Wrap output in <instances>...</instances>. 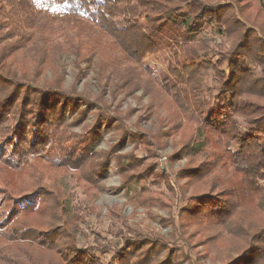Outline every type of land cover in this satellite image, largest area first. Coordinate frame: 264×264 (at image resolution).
<instances>
[{"label": "trees", "instance_id": "trees-1", "mask_svg": "<svg viewBox=\"0 0 264 264\" xmlns=\"http://www.w3.org/2000/svg\"><path fill=\"white\" fill-rule=\"evenodd\" d=\"M235 1L0 0L8 7L0 18V117L16 123L13 139L26 140L30 130L38 126L36 123L54 124L57 113H64L70 105L82 106L79 100L85 103L86 110L102 106L107 109L99 102L105 99L106 91L116 98L142 85L151 91L160 88L164 94L150 95L158 99L157 107L164 109L166 117L179 119L182 125L200 121L178 155L190 162L176 174L184 181L174 187L190 204L179 215L183 225L178 227H192L212 238L210 247L218 251L228 255L240 252L239 257L225 264H240L243 259L246 261L241 264H264V62L235 63L227 71L221 69L214 61L216 52L209 45L210 38L202 35L205 31L216 32L228 36L233 44L248 37L241 21L252 22L251 16L244 10L246 5ZM256 1L264 10V0ZM227 3L234 5L225 8ZM229 9L233 13L226 16ZM179 44L184 55L175 64L170 63L179 85L206 86L203 79L195 76L204 66L211 71L210 82L219 86L218 91L192 88L181 92V87L168 84L167 79L159 82L154 78L145 56L168 50L177 54ZM64 54L74 56L78 70L79 63L95 58L97 97L94 94L89 98L62 85L58 61ZM26 57L38 73L50 67L55 81L36 82L38 75H29L23 69L21 60ZM14 67L22 69L19 72ZM55 135L57 142L60 132ZM34 137H38L37 131ZM95 145H81L77 152L85 157L72 159L78 162L74 168L86 180L93 177L89 176L92 169L100 174L110 160V153H95ZM188 146L190 149L185 150ZM91 155L104 160L94 164ZM22 156L25 154L13 160L2 155L0 169H18ZM83 162H90L85 165L86 171L82 170ZM69 163L67 157L66 162L57 163V168ZM1 179L0 202L9 208L6 210L0 203V264H153L158 258L157 244L165 239L143 229L138 222H130L128 216L122 217L118 228L115 225V238L111 240L107 235L111 241L105 249L88 248L82 245L87 237L85 230H90L91 225L83 216L88 206L69 205L57 188L56 193L51 188V193L42 187L28 189L30 193L21 189L15 195L7 190L16 184L9 182L6 175ZM142 179L139 176L133 181ZM99 181L87 187L94 190L91 197L101 190ZM131 181L127 175L126 182ZM38 182L37 177L30 184ZM146 189L141 188L133 199L136 210L151 206L153 199L146 195ZM187 190L192 191L190 196L183 194ZM114 212L108 214L112 223L118 217ZM169 255L165 254L158 264L174 263Z\"/></svg>", "mask_w": 264, "mask_h": 264}, {"label": "rangeland", "instance_id": "rangeland-1", "mask_svg": "<svg viewBox=\"0 0 264 264\" xmlns=\"http://www.w3.org/2000/svg\"><path fill=\"white\" fill-rule=\"evenodd\" d=\"M214 3L218 5L220 2ZM235 3L240 6L246 5L244 10L251 16L249 21L252 22L241 21L248 35L243 42L237 41L233 44L226 35L220 36L216 32L207 34V31L202 33L204 37L210 38L209 45L216 52L214 59L218 61L216 66L226 71L235 63L248 65L249 61L264 62V10L256 0H236ZM230 5L234 4L227 3L224 6L228 8ZM7 10L5 3L0 4V18ZM230 13L233 11L229 9L226 16L231 15ZM143 22L146 23L147 18H144ZM4 42L8 41L4 40ZM252 47L254 50H250ZM181 48L180 44L176 46L177 54L168 50L165 54L158 52L145 56V63L152 69L154 78L159 82L167 79L168 84L174 83L179 89L181 87V92H189L192 88L205 92L211 88L209 90L211 93L218 91L219 86L210 82L211 71L204 66L196 71L195 76L203 79L206 86L179 85L178 79L172 74L170 63L175 64L177 58H182L184 54ZM29 61L30 58L26 57L21 60V63L29 75H38L36 82L45 80L53 83L55 81L50 67L38 73ZM58 63L62 66L61 83L64 87L90 96L89 98L94 97V94L97 97L94 57L88 62L79 63L80 70L76 67L75 58L72 55H61ZM14 68L19 72L22 69ZM169 89H172V86ZM150 93L157 97L164 94L160 88H154L151 91L144 85L129 93H119L116 98L110 97L106 91L105 99L99 102L105 104L107 109L102 106L101 109L87 108L86 110L85 103L79 100L82 106L70 105L64 113H57L58 118L54 124L47 121L36 123L38 126L30 130L26 140H22L21 137L13 139L12 136L16 134V123L14 120L6 122L0 117V153L13 160L25 154L20 157L23 162L18 169L11 170L8 167L0 169L2 171H0V187H2L1 177L6 175L9 182L16 184L12 189L8 187L10 190L7 192L11 191L17 195L21 189L29 192L28 189L36 187L43 188L49 193L51 188L56 193L57 188L60 190L61 199L69 202V205L88 206L89 211L83 212V216L91 225L90 230H85L87 237L82 243L89 246L88 248L104 246L105 249L113 236L115 238L117 233L115 230L120 226L122 217L126 215L130 222H138L143 229L147 228L150 232L157 233L160 239H165L163 243L157 244L160 252L153 264H158L167 253L170 254L168 257L171 263L174 262L172 264H225L224 261L239 257L240 252H232L228 255L224 250L218 251L210 247L212 238H206L195 232L192 227L183 228V221L179 219V215H183L184 209L190 204H186L188 201L183 200L179 195L180 192L174 187L177 184L181 185L184 181L176 174L188 167L190 162L187 157L178 155L188 142V137L195 133L200 121L182 122V125L179 119L170 115L166 117L164 109L157 107L158 99ZM168 99L170 101V97ZM102 109L104 111H99ZM36 131L38 137L35 138ZM58 131L60 138L56 142L55 133ZM194 138L195 135L192 140ZM193 142L191 141L190 144L192 147ZM86 143H96L94 150L98 155L104 152L110 153V160L103 169H100V174L94 168L89 174L93 177L87 180L74 168V165L78 163L75 161L85 157L77 152L78 147ZM187 149H190V146L185 148ZM2 155L0 154V158ZM67 157L70 162L68 166L57 168V163L66 162ZM73 158L75 161L72 162ZM91 158L94 164L104 160L96 155H91ZM88 163L90 162L81 164L83 171L88 169L85 166ZM123 169H127L128 172L122 173ZM20 170L22 174H18ZM127 175L131 182H126ZM139 176L143 177L141 181H133ZM37 177L40 182L35 186L31 185L30 183ZM97 181L100 182L101 190L91 197L90 193L94 190L87 187H90V183ZM126 184L129 185L125 189L123 186ZM141 188L143 190L147 188L146 190L149 191L146 195H151L153 199L147 210L143 207L137 210L134 208L133 199L140 193ZM191 192L187 190L183 194L190 196ZM1 198L0 193V200ZM180 200H183L182 203ZM2 206L6 210L9 208L5 203ZM115 210L118 212H114ZM110 211L118 216L113 223L108 215ZM180 223L182 225L179 228ZM57 224L54 222V225ZM115 225L116 228H114ZM107 235L111 240H108ZM104 258L107 261L109 255ZM245 261V259L239 260V263H245Z\"/></svg>", "mask_w": 264, "mask_h": 264}]
</instances>
